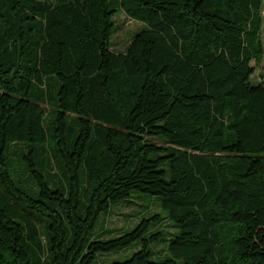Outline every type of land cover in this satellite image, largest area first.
<instances>
[{
  "label": "trees",
  "instance_id": "1",
  "mask_svg": "<svg viewBox=\"0 0 264 264\" xmlns=\"http://www.w3.org/2000/svg\"><path fill=\"white\" fill-rule=\"evenodd\" d=\"M263 1L0 0V264H264Z\"/></svg>",
  "mask_w": 264,
  "mask_h": 264
},
{
  "label": "rangeland",
  "instance_id": "2",
  "mask_svg": "<svg viewBox=\"0 0 264 264\" xmlns=\"http://www.w3.org/2000/svg\"><path fill=\"white\" fill-rule=\"evenodd\" d=\"M262 18H263V27H262V41L264 46V1L262 5ZM117 24L119 25V29L116 33L112 35V42L113 47L117 51L125 50L126 45L128 44L132 33L136 31L139 27H141V24L135 20H132L129 18L125 13L120 14L117 17ZM252 66L254 67V73L251 75V80L253 82H259L261 80L260 74L261 72L264 73V59L260 64L257 66L252 63ZM47 102L46 106L48 108V114L46 118V126L48 129H50L52 125V120L55 115L54 106L52 105V102ZM24 149L25 146H18L14 150H10V157L13 159L11 163V171L13 178L19 182L21 186H24L22 183L26 184L25 188L30 190V192H34L38 190L37 184L33 180H31L26 171L25 167L23 165L21 157L24 155ZM45 159H47L45 162L42 163V166L48 167L49 165L53 168L55 175L59 177L60 179H63V175L65 177V174L61 168V165L58 163V161L54 155V152L52 150V147L47 146V153L45 154ZM24 160V159H23ZM25 162V160H24ZM44 175L47 180H49L50 175L47 170L43 169ZM23 179V181L21 180ZM52 187L54 185L50 183ZM61 187V186H60ZM156 196L147 195L145 196V199L143 201L142 210H145L148 208V205L150 202L156 201ZM137 198H133V202L128 204H121L118 207L114 209V215H112L110 219L109 226L114 229H122L125 224L127 223L128 218H130V224L134 222L136 219L135 217V211L139 209V204L137 203ZM151 209H153V206H151ZM159 210V209H157ZM130 215V217H129ZM42 225V228L45 231L46 226L44 223L40 222ZM169 230H173L172 228H169ZM46 232V231H45Z\"/></svg>",
  "mask_w": 264,
  "mask_h": 264
}]
</instances>
